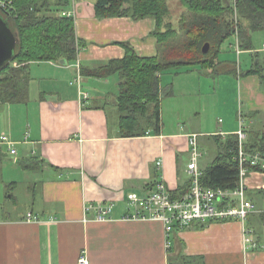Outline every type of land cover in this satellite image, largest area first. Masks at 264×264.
Masks as SVG:
<instances>
[{
  "label": "crops",
  "instance_id": "obj_1",
  "mask_svg": "<svg viewBox=\"0 0 264 264\" xmlns=\"http://www.w3.org/2000/svg\"><path fill=\"white\" fill-rule=\"evenodd\" d=\"M96 1H72L76 36L84 42L77 60L31 62L27 98L0 105L20 104L25 109L19 124L8 113L0 133L17 141L18 154L12 158L24 171L42 174L32 187L30 209L16 217H0V264H76L83 253L93 264H169L171 257L184 255L193 264H264V172H251L246 179V195L255 209L245 222L211 221L204 228L192 224L172 232L168 247L161 221L126 218L131 212L129 192L142 194L158 179L179 191L188 181L190 134L208 138L234 134L241 118L248 139L264 128V85L259 74L247 73L261 63L258 55L264 47L238 50L239 55L249 53L251 61H245V71L236 73L237 109L220 117L219 124L208 123L193 107L190 115H180L184 125L179 121L171 131H165L162 119L159 134L123 137L116 106L121 78L118 73L95 76L94 72L110 60L124 58L120 42H130L142 56L157 55L156 20L99 18ZM168 1L167 22L177 26L184 7L180 0ZM252 38L251 34L253 45ZM225 42L211 67L189 65L162 73L161 118L162 94L169 98L185 94L186 75L212 77L217 71L219 79L234 71L226 68L230 61L224 55ZM79 70L81 89L73 83ZM81 90L89 92V98H83ZM6 156L5 152L0 161ZM18 185V180L7 184L9 198H15L12 191ZM99 202L116 203L110 219L98 220L95 208L86 211V206Z\"/></svg>",
  "mask_w": 264,
  "mask_h": 264
},
{
  "label": "trees",
  "instance_id": "obj_2",
  "mask_svg": "<svg viewBox=\"0 0 264 264\" xmlns=\"http://www.w3.org/2000/svg\"><path fill=\"white\" fill-rule=\"evenodd\" d=\"M72 1L14 0L13 12L3 14L18 43L14 60L0 72V105L27 98L31 62L77 60L84 42L76 36L74 17L61 14L71 8ZM180 3L184 12L174 26L167 22L171 15L168 0L96 1L99 18L130 16L134 20L145 17L156 20L153 34L157 38V55L142 56L130 42H120L126 51L124 58L110 60L94 72L95 76L118 73L121 78L116 106L119 134L123 137L142 136L151 131L160 133L164 71L189 65L211 67L228 38L236 36L239 49H250L253 48L251 33L264 29V0H180ZM205 43L211 45L206 53L203 52ZM247 73L259 74L264 85V66L260 62ZM210 139L216 144V156L203 169L201 182L214 188H236L240 181L237 134L224 137L216 134ZM245 149L249 154L260 152L264 156V128L249 135ZM3 155L5 152L0 148V157ZM189 183L190 179L179 191L187 190ZM207 223L193 224L204 228ZM169 264L193 263L184 255L171 257Z\"/></svg>",
  "mask_w": 264,
  "mask_h": 264
},
{
  "label": "built area",
  "instance_id": "obj_3",
  "mask_svg": "<svg viewBox=\"0 0 264 264\" xmlns=\"http://www.w3.org/2000/svg\"><path fill=\"white\" fill-rule=\"evenodd\" d=\"M14 0H0V12L12 13ZM64 16L74 17L75 9L62 11ZM238 42V38H237ZM239 46V42H238ZM237 46V47H238ZM239 50V47H238ZM73 83L81 89L82 75L80 70ZM83 98H89L90 93L80 91ZM238 137V151L236 159L240 167V181L234 189L214 188L201 182L203 169L199 165L202 151L199 137L201 134L192 133L188 136L190 146V162L188 174L190 183L183 193L171 190L164 179H158L152 188L144 193L129 192L127 200L131 212L126 218L158 220L164 224L167 235V246L170 247V234L177 229H183L195 222L240 220L245 222L251 211L255 209L253 201L246 195V179L251 172H264V156L260 152L249 154L245 149L248 139L247 132L240 119V128L235 132ZM221 135H225L221 133ZM17 141L10 135L0 133V148L7 154L16 157ZM158 166L162 164L158 161ZM115 202H99L85 207L86 211L96 209L98 220H108L115 208ZM246 241H250L246 238ZM76 264H93L87 254H81Z\"/></svg>",
  "mask_w": 264,
  "mask_h": 264
},
{
  "label": "rangeland",
  "instance_id": "obj_4",
  "mask_svg": "<svg viewBox=\"0 0 264 264\" xmlns=\"http://www.w3.org/2000/svg\"><path fill=\"white\" fill-rule=\"evenodd\" d=\"M230 1L233 2L234 0ZM251 34L253 36V47L262 49L264 47V29L253 31ZM231 43L234 46L230 49ZM224 45L227 48V52L224 53V55L227 53L225 58L230 61L227 63L226 68L234 69L235 72L220 73L223 76L219 77V79H217V71H214L212 77L207 73L198 75L195 72V74L192 73L185 77V88L187 89L185 94H178V96L176 95L177 97L173 98L162 94V119L166 124L165 131L174 129V127L179 125V121L184 125L186 120L184 118L180 119V115H190L193 107L200 110L203 115L202 117H206L208 123L213 125L219 124V118L225 117L224 115L228 111L237 109L239 105V99L236 96L239 89L237 88L239 79L237 78V74L238 72L245 71L247 67L245 61H251V55L244 52L241 55H239L240 53L238 54V42L234 36L227 39ZM258 56L260 59L262 58L261 64L264 65V50L261 52V56ZM255 58L257 60V57ZM117 76L115 75L114 78ZM12 106L8 104L1 106L0 127L5 126L7 114L10 112H12L17 124L21 122L22 117L24 119L25 115L22 110L25 109L19 107L20 104H13ZM193 118L191 117L190 119L192 120ZM199 143L202 151L199 165L201 168H205L215 158L217 148L215 142L206 136H200ZM16 145L18 146V144ZM12 157L7 154L6 158L0 161V217H16L30 209L33 202L32 187L35 186L39 177L42 176L40 173L33 174L32 172L24 171ZM181 161L185 165V162L188 161V155L183 156ZM17 180L19 185L12 191L15 198H9L10 190H8L7 184Z\"/></svg>",
  "mask_w": 264,
  "mask_h": 264
},
{
  "label": "water",
  "instance_id": "obj_5",
  "mask_svg": "<svg viewBox=\"0 0 264 264\" xmlns=\"http://www.w3.org/2000/svg\"><path fill=\"white\" fill-rule=\"evenodd\" d=\"M17 43V35L0 12V72L14 60ZM210 46V43H205L203 52H208Z\"/></svg>",
  "mask_w": 264,
  "mask_h": 264
}]
</instances>
